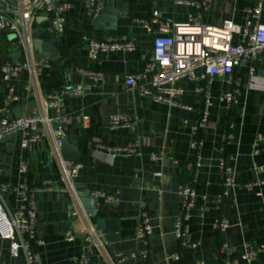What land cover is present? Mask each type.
Here are the masks:
<instances>
[{"label":"crops","instance_id":"0c3cea01","mask_svg":"<svg viewBox=\"0 0 264 264\" xmlns=\"http://www.w3.org/2000/svg\"><path fill=\"white\" fill-rule=\"evenodd\" d=\"M69 2L71 9L66 13L64 31L57 35L48 32L47 16H40L42 19L34 24V34L38 32L40 35L33 34L32 44L20 43L14 34L0 31V118L27 116L39 93L54 92L62 86L92 85L84 97L66 100L74 118L65 143L77 148V162L82 164L72 186L78 192L118 193L120 202L117 205L102 204L96 208V218H91L97 231V219L113 222L105 225L102 235L99 234L103 251L95 242L86 241L82 232L75 233L73 240H67L66 234L73 229L74 222L72 200L67 191L54 188L34 192L37 239L32 248L40 255L43 264H77L81 255L86 258V264H108L103 252L110 255L120 252L132 254L146 247L150 252V261L155 264H192L199 259L205 264H224L228 255L219 250L223 242L237 248L238 252H242L245 242L264 244V185L253 190L242 185L231 188L222 203L218 202L223 192L220 164L225 153L235 156L241 184L254 180L256 168L264 167V153L255 155L253 152L256 137L264 135V92L245 88L237 104L227 109L221 99L223 93L230 89L226 78L217 76L214 79V105L209 127L204 133L198 177L194 184L197 200L189 232V239L200 241L201 245L197 250L182 247L174 234L181 206L178 189L193 177L187 165L197 159V153L191 147L192 127L200 118L203 98L195 91L193 82L182 78L175 83L183 90L180 97L182 105L159 103L150 95L127 90L125 79L128 74L140 71L152 59L154 36L137 20L159 11L164 18L182 23L188 21L193 10L187 5L176 4L174 0H106L105 8L119 9L127 3L128 10V17L120 18L116 29L108 30L93 24L94 20L86 13L84 0ZM251 4L250 0H214V7L204 13V21L214 26L221 25L226 19L242 23ZM261 21L264 23V7ZM154 28L157 30L156 25ZM122 36L135 43L134 50L103 53L97 60L89 58L90 40ZM238 39L235 38L236 41ZM52 40L54 42L50 44ZM36 41L45 46L40 45L37 49ZM16 52L19 56L13 58L12 54ZM29 60H48L52 66L41 76L37 88L31 73L23 70L14 82L20 99L8 108L4 103L6 88L1 66L7 62L22 64ZM81 69L104 72V82H94ZM255 69L257 74L262 75L264 55L255 63ZM248 74L249 66L235 69V75L244 86ZM115 114L137 118L139 127L134 131L111 130L109 119ZM83 117L89 119L86 130L81 127ZM230 122L236 125L238 139L225 145L223 137L229 130ZM137 140L141 142V155L119 154L114 157L110 151ZM99 145L104 148H99ZM73 152L67 151L66 154ZM154 153L165 156L161 160H153L151 155ZM62 155L64 158V151ZM22 164L27 165L25 173L20 170ZM1 167L8 170L0 172V183L14 186L26 183L31 189L44 182L64 186L63 171L52 157V146L48 140L24 148L20 133L5 136L0 141ZM142 200L148 204L152 226L147 243L135 236ZM4 201L14 209L20 204V197L15 192H8ZM218 217H225L230 222L224 232L214 228ZM174 253L180 255L179 260L168 258ZM143 263L145 260L137 255L122 264ZM0 264H26L23 254L16 257L10 254V241L1 235ZM255 264H264V254Z\"/></svg>","mask_w":264,"mask_h":264},{"label":"built area","instance_id":"2783aa9c","mask_svg":"<svg viewBox=\"0 0 264 264\" xmlns=\"http://www.w3.org/2000/svg\"><path fill=\"white\" fill-rule=\"evenodd\" d=\"M0 31L12 33L20 43L32 44L34 24L40 16L49 19L48 32L57 35L64 31L66 13L71 9L69 0H0ZM106 0H84L88 17L96 20L105 7ZM176 4L189 6L193 11L187 22H175L164 18L162 13L154 11L150 17L139 18L137 21L151 34H153L152 59L145 63L138 71L128 74L125 86L129 91H138L141 95H150L156 102L182 105L180 97L183 90L176 87L175 83L182 78L195 84V91L203 98V107L199 120L192 127L191 147L197 153V159L187 165L193 174L190 182L179 186L181 206L175 222L174 234L182 247L197 250L200 241L189 239L190 220L197 200L194 187L197 181L200 166L201 151L204 146V133L209 127L211 109L214 105L212 87L214 79L225 77L229 90L224 92L221 99L227 109H232L238 102L244 89L264 92V76L256 73L255 63L264 55V23L261 21L264 0H250L252 4L246 9L242 23H236L232 19H226L219 26L207 24L204 21V13L214 7V0H174ZM157 26V30L154 28ZM238 37V41L235 38ZM135 43L127 36L120 38L105 37L92 39L88 43V56L91 60H97L100 54L109 52H125L135 49ZM48 60H29L22 64L7 62L1 66L3 83L6 88L4 103L6 107L19 101L20 97L15 90V80L23 70L31 73L33 82L38 87V82L44 72L51 68ZM249 66L248 81L244 86L241 79L235 75V69ZM94 82H104L105 74L102 71L83 70ZM92 88L90 84H77L62 86L54 92L39 93L37 102L31 112L24 117L0 118V141L7 135L20 133L22 146L31 148L41 140H48L52 146V157L63 171L64 186L57 187L50 182H44L41 186L31 189L28 185L14 186L7 182L0 183V235L10 241V254L14 257L24 255L26 264H43L42 259L36 253L32 245L36 241V203L34 192L50 191L58 188L67 191L72 200L71 215L73 217V229L66 234L67 240H73L75 233L82 232L86 241H93L104 251L98 231L94 227L91 217L87 212L82 197L85 192L74 190L72 182L80 174L82 164L77 161H67L63 158L62 151L66 142L69 125L74 115L69 111L66 100L71 97H84ZM81 127L86 130L89 127V119L82 118ZM108 127L111 130L127 129L136 130L139 120L127 114H115L109 119ZM238 139L236 125L229 124V130L223 137L225 145L234 143ZM99 148H104L99 145ZM113 156L119 154L141 155V142L135 141L124 146L112 148ZM255 155L264 153V135L259 134L253 145ZM165 154H152L153 160L163 159ZM223 176V192L218 197L222 203L225 196L229 195L231 188L242 185L248 190L264 185V167L256 168V177L250 182L241 184L236 170V158L226 154L221 160ZM27 165L22 164L21 172L27 171ZM7 167H1L0 172L7 171ZM160 175V173H155ZM15 192L20 197V204L9 208L4 195ZM261 195L262 193L259 192ZM89 196L95 199V206L102 204L117 205L120 202L118 193L107 191L89 192ZM140 221L136 228L135 236L147 243L152 234L151 218L148 212V204L145 200L140 202ZM230 222L225 217H218L214 222V228L220 232L226 231ZM220 252L228 255L224 264H255L264 254V244L256 245L245 242L242 252L237 248L223 242ZM108 264H122L129 257L140 256L145 260L143 264H155L150 261V252L146 247L132 254L117 253L114 255L103 252ZM233 256V257H232ZM171 260H179L178 253L168 256ZM77 264H86V258L81 255L77 258ZM192 264H205L202 259Z\"/></svg>","mask_w":264,"mask_h":264},{"label":"water","instance_id":"95a60500","mask_svg":"<svg viewBox=\"0 0 264 264\" xmlns=\"http://www.w3.org/2000/svg\"><path fill=\"white\" fill-rule=\"evenodd\" d=\"M128 17V10H127V3H123L121 8L119 9H112V8H105L99 15V17L93 21V24L97 26L100 29H108V30H114L117 27V22L120 18H126ZM42 17H38L37 21H40ZM40 34L38 32H35L34 36H39ZM54 40L50 42L53 43ZM40 45L45 46L44 43H41L39 41L35 42V46L38 49ZM19 53H13V58H18ZM15 64H19L18 62H15ZM262 75H264V71L261 72ZM64 151V159L67 161H77L79 153L77 151L76 147L71 146L69 143H65L63 146ZM67 151H74L72 154H66ZM82 200L84 202L85 207L87 208V212L89 213V216L91 218H96L97 215V209L95 207V199L89 196V192H85V195L82 197ZM88 202V203H87ZM97 229L98 234L102 235V230L104 229L105 225L107 224H113L112 220H104V219H97ZM109 231V230H108ZM104 231V233H106ZM103 237V236H101ZM105 239V238H103Z\"/></svg>","mask_w":264,"mask_h":264}]
</instances>
